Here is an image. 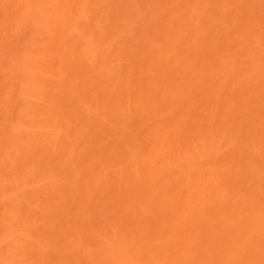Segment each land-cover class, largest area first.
Masks as SVG:
<instances>
[{
	"label": "bare ground",
	"instance_id": "1",
	"mask_svg": "<svg viewBox=\"0 0 264 264\" xmlns=\"http://www.w3.org/2000/svg\"><path fill=\"white\" fill-rule=\"evenodd\" d=\"M0 264H264V0H0Z\"/></svg>",
	"mask_w": 264,
	"mask_h": 264
}]
</instances>
